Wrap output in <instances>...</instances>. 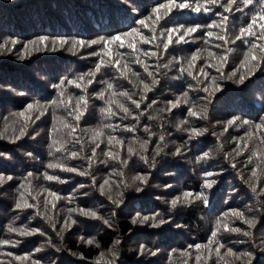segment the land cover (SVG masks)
Returning a JSON list of instances; mask_svg holds the SVG:
<instances>
[{"label": "trees", "instance_id": "obj_1", "mask_svg": "<svg viewBox=\"0 0 264 264\" xmlns=\"http://www.w3.org/2000/svg\"><path fill=\"white\" fill-rule=\"evenodd\" d=\"M167 2L0 0V40L14 38L20 42L13 52L0 55V133L3 134L0 136V153L5 154L0 156V176L5 179L13 177L0 185V241H11L9 244L0 243V264H31V261L15 259L28 254L40 264H109L113 261V252L116 253L113 264H246V260H236L227 254V249L236 254L250 252L251 264H264V162L253 156V163H248L253 152L258 155L264 152V144L260 143L259 134L252 138L246 136L264 118V59L254 52L259 66L253 69L251 76H247V72L252 64L241 65L244 53L250 47L249 42L255 41L259 45L264 41L256 36L235 40L240 28L246 27L250 17L260 11L264 0L248 7L238 3L241 10H235L234 6L231 12L224 11L221 5L226 0H220L219 4L210 6L212 10L208 13H197L191 9L174 10L167 22L161 21L156 26L157 36L163 29L178 25H206L213 20L219 21V13H223L229 17L226 39L230 42L224 43L215 37L205 38L200 31L185 43H174L168 50L162 47L163 38L155 43L139 45L143 51L158 53L157 56L142 57L158 83L152 85V91L144 94L146 98L139 109L119 94L128 92L133 99L141 100L143 85L140 80L150 85L152 80L142 65L131 64L132 70L140 74L139 79L131 73L124 78L116 66L109 64L102 66L91 85L87 84L90 77L86 74L95 69L100 59L90 53L100 52V45L79 48L75 54L65 47L57 51L33 52L23 60L18 58L24 43L41 36L50 40L92 41L127 32L133 27H140L137 21L149 15L154 6ZM187 2L195 4L205 0ZM214 31L219 32L218 29ZM255 31L258 36L259 29ZM143 33L149 37L152 35L148 29H143ZM110 47L111 57L106 59L115 60L118 53H125L127 59L121 60V66L133 59L128 55L131 49L119 48L115 44ZM210 52L215 54V58L209 56ZM193 53L200 55L194 75L200 67H204L220 85V91L208 99H204L208 93L203 92V84L180 72L181 65L186 66L185 62ZM220 56L227 57V62L221 65ZM213 63L220 68V72L217 67L210 66ZM237 70V77L227 79ZM82 75L86 76L81 82L83 87L65 84L62 97L65 104H60L61 89L53 85L65 78L73 80ZM239 75L247 77L243 84L237 82ZM201 79H204L202 74ZM107 83L114 85L105 96L106 100L113 101L112 109L119 113L115 116L102 112L106 103L97 98ZM185 92L187 97L183 95ZM80 95H85L89 104L86 116L77 122L68 113L73 110ZM177 98L182 102L187 100V103L168 111L169 102ZM53 101L57 103L53 104ZM33 102L43 106L39 110L44 115L39 120H35L38 114L35 111L26 113L30 117L27 121L15 115ZM119 103L129 107L133 116L125 119L116 106ZM190 108L201 114L190 116ZM135 116L138 119H134ZM233 117L250 123L231 126L224 132L226 122ZM23 123L28 124L29 134L13 142ZM65 123L76 126L74 136L81 138V144H76L74 136L68 135L70 128L65 127ZM108 124L113 127L103 128L105 136L101 139L105 142L96 149L89 165L87 157L92 156L94 147L90 137L94 131ZM125 125H135L136 130L126 131ZM146 127L148 131H145ZM53 128L59 130L58 134L50 135ZM193 128L207 131L194 136ZM107 135L124 141L123 148L117 146L114 151L119 150L126 164L104 155L110 147L106 143ZM241 137L244 140L238 139ZM54 139L58 143L52 147ZM145 141L148 142L146 148H141ZM61 144L68 151L83 149L82 158L73 160L67 158L66 152H57L56 148ZM129 147L134 154L128 153ZM177 148L181 150L179 154H176ZM240 148L245 150L237 156L234 149ZM205 153H208L206 157ZM142 157H146L147 162ZM50 162H63L89 174L82 176L59 168L49 169L47 164ZM233 164L236 166L233 167ZM253 169L257 172L256 177H252ZM45 172L59 176L65 182L46 180ZM118 172L122 175H116ZM28 173L32 176L26 182ZM206 173L213 175L206 176ZM138 174L148 176L146 185L133 183V177ZM109 177L110 185L105 186L102 195L98 186ZM206 180H215L216 183L212 188H205ZM21 184L25 185L24 189L20 188ZM125 184L132 187H125ZM136 186L142 187L143 191L136 192ZM253 186L257 191L252 190ZM20 191H25L28 202L36 207L16 209ZM185 191L194 194L189 198L191 202H181L173 208L171 201L182 198ZM49 192H56L60 199H54ZM118 193H123V196H118ZM196 193L206 196L209 203L206 205L195 199ZM45 198L51 201L47 207H44ZM117 199L123 202L114 204ZM73 208L94 210L101 218L84 217L79 211L70 213L69 209ZM232 209L243 212L247 218L255 217V227L249 229L243 220L224 215ZM144 215L156 216L157 220L143 225L132 223L133 218ZM69 216L77 222L65 229V219ZM105 219L109 224L104 223ZM160 219L166 223L159 227L151 226ZM218 220L221 223L220 231L214 238L216 244L209 245L210 239H213L212 232L217 231ZM224 225L239 227L251 234L245 236L243 231H224ZM10 227L39 228L42 234L21 237L18 232H10ZM81 237L94 238L95 243H85ZM195 244H200L201 249L189 247ZM217 244L224 245L219 257L212 250ZM141 245L147 250L143 255L140 254ZM38 248L40 251H36ZM197 256L201 257L200 261L196 260Z\"/></svg>", "mask_w": 264, "mask_h": 264}, {"label": "snow or ice", "instance_id": "obj_2", "mask_svg": "<svg viewBox=\"0 0 264 264\" xmlns=\"http://www.w3.org/2000/svg\"><path fill=\"white\" fill-rule=\"evenodd\" d=\"M220 0H205L204 3H190L187 2V0H168L167 3H159L156 6H154L151 9V13L147 16H145L143 19H140L137 21L138 25L140 27H133L131 28L129 31L121 33L119 35H113L110 38H100L97 40H92V41H84V40H66V39H49L48 37H38L35 40H31L28 41L27 43H24L21 47L20 52L18 53V58L23 60L26 58V56L31 55L33 52H38L41 50H51V51H57L58 48H65L66 50L69 52H73V54L76 53V51L79 48H87V47H91L92 45H100L101 46V51L100 52H92L90 53V55L93 56H97L99 57V61L95 66V69L89 73L86 74L87 77H90L89 79H87V84L91 85L94 80H95V76L98 72L101 71L102 66H106V65H113L116 66L120 75L124 78H127L129 73H131V75L135 76L137 79H139V73L138 72H134L132 70L131 64H138V65H142L143 66V70L145 73H147V75L149 77H152L151 80V85L149 83H145L143 80H140V84L143 85V89H142V93H141V100H136L132 98V95H130L128 92H122L119 95L125 97L127 100L131 101V104L135 106L136 109H139L141 107V103L143 101V99L146 98V96L144 95L147 92L152 91V85H155L156 83H158V81L155 79L154 73L152 71H149V65L146 63V59L143 58H147L150 56H157L158 53L156 51H143L139 45L141 44H149V43H155L156 40L163 38V44L162 47L164 50H168L170 48L171 45L175 44H181V43H185L187 42L188 39L193 38V34L198 33L200 31H203L204 33V37L211 39L213 37H215V39L220 40L224 43H229L230 41H228L226 39L227 36V21L229 19V17L227 15H224L223 13H219L220 19L219 21L213 20L211 23H208L206 25H195V26H185V25H178V26H174V27H170V28H166L163 29L162 31L159 32V35L157 36V28L156 26L160 24L161 21H165L167 22V20L170 18V16L174 13V10L179 11V10H187V9H191L194 12L200 13V12H204V13H208L210 12L211 9V5H216L219 4ZM238 3H243L245 7L251 6L255 3H259V0H226V2L224 4H222L221 6L224 7V11L225 12H231L234 10V6H235V10L240 11L241 9L238 7ZM163 10V11H162ZM258 28L259 29V35L257 36V33L255 31V29ZM143 29H148L152 35L151 37L149 36H145L143 33ZM215 29H218L219 32L214 31ZM246 36H256V38L258 40L264 41V5H261V9L260 11L255 12L251 17H250V22L247 23L246 27H241L239 30V34L235 37V40H243L244 37ZM234 42V41H233ZM20 42L17 39L14 38H7V39H2L0 40V55L5 54V53H11L15 50L16 46L19 44ZM250 47L248 49L247 52L244 53V58L241 61V65H248V64H252V67H250L248 69L247 72V76H251L253 75V69L255 67L259 66V62L257 61V56L254 55V52H258L260 54L261 59H264V43L261 44H257L255 41H250ZM117 45L119 48H127V49H131V53H129L128 55H131L133 57V59L130 62H124L121 66V60H126V54L125 53H118L117 54V58L115 60L112 59H106V57H111V45ZM30 45L32 46L30 49ZM159 47V45H158ZM217 47H222V45H217ZM230 51V50H229ZM209 56H212L213 58H215V54L214 53H209ZM143 57V58H142ZM200 59V55L198 53H193L191 55V57L185 62L186 66H184V64L181 65L180 67V72L186 73L188 77H191L193 80L198 81V83L203 84V92L208 93L207 97H204V99H208L210 96L214 95L216 92L220 91V85L217 83V78L215 76H209V73L206 71V69L204 67H200L199 71L194 75V69L196 68V61ZM219 60L221 62V65L223 63L227 62V57L225 56H220ZM211 67H217V65L215 63L210 65ZM217 71L220 72V68L217 67ZM239 70H237V72H233L231 73L227 79H233L234 77H237ZM201 74L203 75L204 79H201ZM85 75L79 76L76 79L73 80H69L67 78H65L64 80H61L57 85H53L54 88H59L61 89L60 92V96L61 99L59 100L60 104H65V101L62 99V97L64 96V86L65 84H69V85H74L76 88H81L83 87L82 85V81H85L86 79ZM223 75H221V79H223ZM246 75H239L237 82L243 84L245 82L246 79ZM209 81H210V86H209ZM114 88V85L112 83H107L106 84V88L99 92L97 94V98L99 100H103L106 103V107L102 108L101 111L104 112L106 115L108 116H115L118 115V112L113 111L112 109V104L113 101L112 100H106V96L105 93L106 92H110L112 89ZM183 95L185 97H187L188 93L185 92L183 93ZM53 104H56L57 101H53ZM181 103H187V100H184L183 102L177 98L175 101H170L169 102V107H168V111H172L174 109H176L177 107H179L181 105ZM88 104L89 101L87 99V97L85 95H80L75 102V107L73 108L72 111H70L68 113L69 116H72L73 119L77 122L81 121V119L83 117L86 116L87 114V109H88ZM119 108V111L121 113H123L124 118L127 119L130 116H133V112L132 110L127 107L125 104L123 103H119L116 105ZM40 107H43L42 105H38L36 102L33 103H28L25 107V109L23 111H20L19 113L15 114L18 117H23L25 119V121L29 120L30 117H28L26 115V113L28 112H32L35 111L38 114L35 116V120H39L41 116L44 115V112H41L39 109ZM46 111V109H45ZM203 111V110H201ZM188 113L190 116L192 117H196L198 115H200L201 113H198L197 111H193L191 108L188 109ZM134 119H138V116L133 117ZM35 120H33L32 122L34 123ZM250 122L247 120H242L240 117H233L232 119H229L226 122V125L224 127V132H227L229 127L234 126V125H239V124H243V125H248ZM65 127L70 128V132L68 133V135H72L74 136L75 132H76V126H72L69 124L64 125ZM27 127L28 124L27 123H23L22 126L19 128V135H16L14 137L13 142H15V140H19L22 137L28 135L29 133L27 132ZM113 125L108 124V125H103L100 129L94 131L90 137L92 143L94 144V147L92 148V156L87 157V159L89 160V165H91L92 163V157H94L96 155V149H99L101 146V143H104L105 140H102L101 137L105 136V133L103 131V128H112ZM125 130L129 131V132H133L135 131V125H132L131 127L125 125ZM254 131L252 133H246V136L248 138H252L255 134H259L261 136V140L260 143L264 144V118H262V122L255 124L254 126ZM145 131H148L147 127L145 128ZM192 133L194 136H199L202 134L203 132H206L207 129L204 130H197L195 128H193ZM59 130L56 128H53L50 132V135H56L58 134ZM0 136H3L2 133H0ZM161 140H163V136L160 137ZM240 141L244 140L243 137L238 138ZM74 142L76 144H81L82 140L81 138L75 137L74 136ZM58 143L57 140H53L52 143V147H55V145ZM106 143L110 146L108 148L107 151L104 152V155L107 156L109 159L111 160H121V164H126L127 161L121 159L120 154H119V150L114 151V149L117 148V146H120V148H123L124 146V141L119 139L118 137L114 136V135H107L106 136ZM147 141H145L143 144L140 145L141 148H146L147 146ZM238 147H239V143H238ZM83 149H81L80 151H68L65 147L64 144H61L60 147L56 148L57 152H61L64 151L67 154V158L69 159H78V158H82L81 157V152ZM245 148H240V150H235V153L237 156H240L242 154V151H244ZM128 153L134 154L133 153V149L131 147H129L127 149ZM180 149L177 148L176 150V154L180 153ZM159 154V153H157ZM5 155L4 153H0V156ZM31 155V154H29ZM208 155V153H205L204 156L206 157ZM253 156H257L261 162H264V152L260 153L259 155L256 152H253L252 156L249 157L248 159V163L252 164L253 163ZM143 159H145V162H147V158L146 157H142ZM236 165L233 164V167H235ZM47 167L49 169H53V168H59L62 171H67V172H71V173H78L79 175H88L89 173L87 171H83V170H79L76 167H71V166H66L63 162H59V163H48ZM44 178L46 180L49 181H57L60 183H64L65 181L62 180L59 176L56 175H50L47 172H45L44 174ZM116 175H122V173H116ZM212 173H206V176H212ZM32 176V173H28L27 178H26V182L29 180V178ZM257 176V172L255 169H253L252 171V177H256ZM13 179V177L8 176L6 179L3 176H0V185H3L6 180L7 181H11ZM110 180L111 177H109L108 179H104L102 183L99 184L98 186V191L103 195L105 193V186L106 185H110ZM138 185H146L148 183V176L147 175H136L135 177H133V183H137ZM93 183H95V181H93ZM216 181L215 180H211L210 182L206 180L204 187L205 188H212L213 184H215ZM125 187H132V185H128L125 184ZM83 187V186H81ZM165 187H172L171 185H165ZM21 189L25 188L24 184L20 185ZM252 190L255 192L257 191L256 186H253ZM45 191L47 192L48 190L45 189ZM135 191L136 192H141L143 191V188L140 186H136L135 187ZM51 197H53L56 200H59L60 197L57 195L56 192H49L48 193ZM30 195V193L28 194ZM193 193L189 192V191H185L182 194V198L181 197H177L175 199H173L171 201V205L173 208H175L179 203L183 202L185 204L190 203L191 200L189 199L190 197H193ZM118 196L122 197L123 193H118ZM109 200H112L111 196H108ZM195 199L197 200H201L204 204H208L209 201L207 199L206 196H204L202 193H196L195 194ZM122 199H117L114 200L113 203L116 205H119L120 203H122ZM49 203H51V201H49L47 198H45L44 200V207H47L49 205ZM36 207L35 204L29 203L27 196H26V192L25 191H20L19 193V198L17 200V202L15 203V208L18 210H22V209H27V208H33ZM53 207H55V204H53ZM79 211L80 215L84 216V217H91V218H95V219H100L101 217L98 216L97 212L91 209H69V212H77ZM225 216H229L231 215L232 217L238 218L243 220V223L248 225V228L251 229L253 227H255L257 220L255 217L252 218H247L245 217L244 213L241 211H238L236 209H232L230 213H225ZM48 219H51L50 217H48ZM157 217L156 216H148V215H144L142 217L137 216L135 218H133L132 223L136 224L139 223L141 225L143 224H147L153 221H156ZM70 221V222H69ZM77 221L76 220H72L71 217H67L65 219V224L64 227L65 229L71 227L72 224H75ZM105 224H109L108 220H104ZM166 221L163 219H160L158 223H152L151 226L152 227H159V225L165 224ZM220 223L221 221L218 220L217 221V231H213L212 232V238L209 241V245L212 244H216L215 241V237L217 236L218 232L220 231ZM111 226V225H109ZM224 231H231V232H241L243 231V234L245 236L250 235L251 233L247 230L241 229L239 227H229L228 225H224L223 228ZM10 232H18L19 235L21 237H28V236H32L35 235L37 233H41V229L39 228H33V229H17L15 227H10L9 228ZM83 242L88 243V244H93L95 243V239H85L84 237L80 238ZM0 243L3 244H9L11 243V241L9 240H3L0 241ZM16 243H19V241H16ZM117 243H119V241H117ZM189 247H195L197 250L201 249V245L200 244H195V245H190ZM207 247V246H206ZM224 247V245L222 244H217V246L212 249L215 251L216 255L219 257L221 255V249ZM36 251H40V249H36ZM146 248L144 245L140 246V254L143 255L145 253ZM150 255H156L155 252H149ZM227 254L232 255L236 260H241L244 259L246 260V264H251V257L252 254L250 252H245V253H241V254H236L233 253L231 249H227ZM9 255H12V253H9ZM75 255V253H74ZM113 256V261H110L109 264H113L116 253L113 252L112 253ZM16 260L19 261H31V264H40L39 260H32V257L30 254L28 255H24V256H16L15 257ZM201 257L197 256L196 260L200 261Z\"/></svg>", "mask_w": 264, "mask_h": 264}]
</instances>
